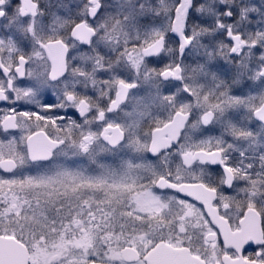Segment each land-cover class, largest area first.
<instances>
[{"label":"snow or ice","instance_id":"6c2138e0","mask_svg":"<svg viewBox=\"0 0 264 264\" xmlns=\"http://www.w3.org/2000/svg\"><path fill=\"white\" fill-rule=\"evenodd\" d=\"M0 264H264V0H0Z\"/></svg>","mask_w":264,"mask_h":264}]
</instances>
